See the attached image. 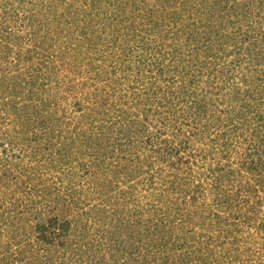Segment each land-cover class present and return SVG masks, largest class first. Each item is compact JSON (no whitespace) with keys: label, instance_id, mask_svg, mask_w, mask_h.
Returning a JSON list of instances; mask_svg holds the SVG:
<instances>
[{"label":"rangeland","instance_id":"rangeland-1","mask_svg":"<svg viewBox=\"0 0 264 264\" xmlns=\"http://www.w3.org/2000/svg\"><path fill=\"white\" fill-rule=\"evenodd\" d=\"M263 63L264 0H0V264H264Z\"/></svg>","mask_w":264,"mask_h":264},{"label":"trees","instance_id":"trees-1","mask_svg":"<svg viewBox=\"0 0 264 264\" xmlns=\"http://www.w3.org/2000/svg\"><path fill=\"white\" fill-rule=\"evenodd\" d=\"M262 65H264V63ZM250 146L253 147L252 144H250ZM250 157L252 158V155H250ZM164 159L166 160V158H164ZM256 164H257V162H256ZM259 164H261V165L258 166V165L253 164V167L250 166V170L252 171V169H253L254 172L255 171L259 172L258 171V170H260L259 168L264 169L263 168V166H264L263 160ZM258 175H259V173H258ZM218 184H219V181L217 182L216 186H218ZM226 201H228V204H227L228 207L231 206V205L233 206L234 204H241V203H238L237 199L230 198V196L226 199ZM166 221H167V218H166ZM164 222H165V220L162 223H160V224L156 223L158 226L154 227L155 228L154 232L159 230L160 228H161V230H163L164 228H167L165 226L166 223H164ZM50 224H51V227H43L42 225H40V226L43 227V228L40 227L41 228L40 229L41 230L40 239L43 242L52 243L53 241H56L57 238H59L61 236L65 235V238H66L67 236L70 235V229L72 227L71 221L61 222L60 223L59 219L53 218V220H50ZM111 233L114 234V232H112V231H111ZM106 234H110V231H106L104 236ZM146 239L141 238L142 241H145ZM148 239H149L148 242L151 240L150 242L154 245L152 247L153 250H158L159 251V250H162V249L165 248V245H166L165 235L162 234L157 239H155V237H148ZM148 249H150L149 245H145L144 247H139V252H140V254L142 252H144V253H146V255H149L151 253V250H148ZM145 256H144V258H145ZM156 257L154 258L155 261H153V262H156ZM148 258H149V256H148ZM145 263L146 264H150L151 261L149 259H147V257H146ZM162 264H171V263H169V260H165V261L162 262ZM172 264H173V262H172Z\"/></svg>","mask_w":264,"mask_h":264}]
</instances>
